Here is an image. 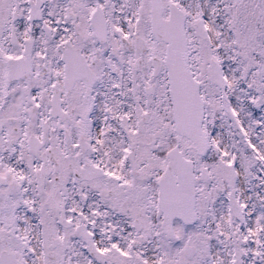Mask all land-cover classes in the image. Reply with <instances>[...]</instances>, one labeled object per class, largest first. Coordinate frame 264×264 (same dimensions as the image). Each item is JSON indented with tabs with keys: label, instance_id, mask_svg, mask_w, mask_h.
Instances as JSON below:
<instances>
[{
	"label": "snow or ice",
	"instance_id": "obj_1",
	"mask_svg": "<svg viewBox=\"0 0 264 264\" xmlns=\"http://www.w3.org/2000/svg\"><path fill=\"white\" fill-rule=\"evenodd\" d=\"M0 264H264V0H0Z\"/></svg>",
	"mask_w": 264,
	"mask_h": 264
}]
</instances>
